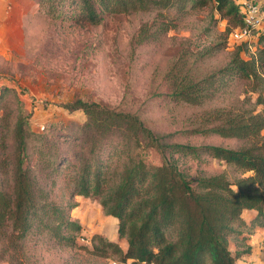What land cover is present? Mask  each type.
Segmentation results:
<instances>
[{"label": "trees", "instance_id": "obj_1", "mask_svg": "<svg viewBox=\"0 0 264 264\" xmlns=\"http://www.w3.org/2000/svg\"><path fill=\"white\" fill-rule=\"evenodd\" d=\"M29 1L50 18L90 25L107 15L151 13L135 35L138 44L159 40L194 11H215L225 19L221 38L200 58L228 48L229 33L243 25L246 0ZM253 44L250 52L246 42L234 43L228 61L204 74L187 66L188 52L172 64L165 74L170 101L202 106L227 96L225 105L204 110L193 127L174 133L159 134L134 114L77 98L62 106L79 110L82 121L35 131L19 104L9 119L0 81V260L23 256L29 237L115 256L120 264H235L248 253L253 225H264V31ZM175 134L214 135L234 145H191L174 141ZM203 155L224 168L190 177L178 166L179 158ZM74 197L94 200L115 221L123 248L96 232L80 235L70 215ZM244 211L255 215L247 221Z\"/></svg>", "mask_w": 264, "mask_h": 264}, {"label": "rangeland", "instance_id": "obj_2", "mask_svg": "<svg viewBox=\"0 0 264 264\" xmlns=\"http://www.w3.org/2000/svg\"><path fill=\"white\" fill-rule=\"evenodd\" d=\"M151 13L104 16L97 25L50 18L36 10L29 0H0V81L6 95L1 107L13 118L18 104L27 114L28 127L42 131L51 123L80 122L79 110L62 105L73 99L100 103L137 116L159 134L193 127L206 109L225 105L218 96L202 106H188L168 99L165 74L173 63L186 57L187 66L204 74L225 64L230 47L197 58L203 49L220 41L225 19L215 11L201 9L180 19L176 28L154 42L136 43L141 24ZM174 141L191 145L212 144L232 147L234 142L218 136H183ZM178 166L190 177L217 173L221 162L207 156L198 160L179 158ZM56 193V191H55ZM60 196H56L59 199ZM77 206L70 215L81 226L80 235L99 233L115 241V221L100 211L90 198L74 197ZM80 244L86 242L77 239ZM23 256L13 264H106L115 260L98 258L74 248L57 247L44 238L24 242ZM0 260V264H12Z\"/></svg>", "mask_w": 264, "mask_h": 264}, {"label": "built area", "instance_id": "obj_3", "mask_svg": "<svg viewBox=\"0 0 264 264\" xmlns=\"http://www.w3.org/2000/svg\"><path fill=\"white\" fill-rule=\"evenodd\" d=\"M242 21L241 27H236L231 30L227 37L230 43L246 42L249 51L254 49V40L256 35L264 31V7L253 4L250 1H244L242 6ZM108 264H120L115 260H108Z\"/></svg>", "mask_w": 264, "mask_h": 264}, {"label": "crops", "instance_id": "obj_4", "mask_svg": "<svg viewBox=\"0 0 264 264\" xmlns=\"http://www.w3.org/2000/svg\"><path fill=\"white\" fill-rule=\"evenodd\" d=\"M241 0H234L235 3ZM256 5H264V0H246ZM264 133V131H263ZM254 211H244L243 217L250 221L254 217ZM245 245L249 246L246 254H241L235 261V264H264V225L254 224L251 233L248 235ZM233 248V247H232Z\"/></svg>", "mask_w": 264, "mask_h": 264}]
</instances>
